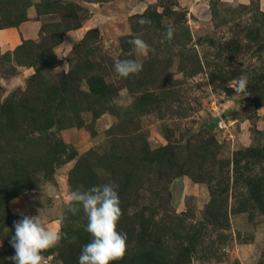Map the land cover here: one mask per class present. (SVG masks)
Listing matches in <instances>:
<instances>
[{
  "label": "rangeland",
  "instance_id": "rangeland-1",
  "mask_svg": "<svg viewBox=\"0 0 264 264\" xmlns=\"http://www.w3.org/2000/svg\"><path fill=\"white\" fill-rule=\"evenodd\" d=\"M30 19L36 37L0 46V264L39 210L77 238L49 264H78L92 237L65 200L102 183L127 233L112 264H264V0H0V30ZM134 37L155 52L129 56Z\"/></svg>",
  "mask_w": 264,
  "mask_h": 264
},
{
  "label": "clouds",
  "instance_id": "clouds-1",
  "mask_svg": "<svg viewBox=\"0 0 264 264\" xmlns=\"http://www.w3.org/2000/svg\"><path fill=\"white\" fill-rule=\"evenodd\" d=\"M143 28L152 21L141 16L137 21ZM175 29L172 25L166 26L165 38L171 42ZM136 55H147L155 52L145 40L134 37L128 41ZM114 70L122 78L139 76L143 71V64L137 59L126 58L114 61ZM240 89L246 87V81L241 80ZM118 185L102 183L93 185L85 191H71L65 200L66 211L75 215L83 209L87 217V231L91 241L82 245L78 257V264H112L122 260L127 252V233L118 230L119 221L123 215L121 201L117 191ZM21 218L14 222L15 234L9 243L15 249V255L9 257L14 264H49L44 253L67 240L74 243L76 237H68L61 229L52 230L40 214L26 215L20 213ZM64 214L60 219L63 221Z\"/></svg>",
  "mask_w": 264,
  "mask_h": 264
},
{
  "label": "crops",
  "instance_id": "crops-1",
  "mask_svg": "<svg viewBox=\"0 0 264 264\" xmlns=\"http://www.w3.org/2000/svg\"><path fill=\"white\" fill-rule=\"evenodd\" d=\"M40 22L37 19H30L19 24L17 29H2L0 30V46L2 50H8L14 47L20 39L34 38L39 33ZM79 30L69 31L65 36V43L68 40H73L78 35Z\"/></svg>",
  "mask_w": 264,
  "mask_h": 264
},
{
  "label": "water",
  "instance_id": "water-1",
  "mask_svg": "<svg viewBox=\"0 0 264 264\" xmlns=\"http://www.w3.org/2000/svg\"><path fill=\"white\" fill-rule=\"evenodd\" d=\"M81 4L89 9H94V5L90 2L81 1ZM19 81H21V78H17L16 80L11 81L10 85L13 86Z\"/></svg>",
  "mask_w": 264,
  "mask_h": 264
}]
</instances>
